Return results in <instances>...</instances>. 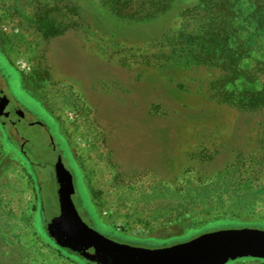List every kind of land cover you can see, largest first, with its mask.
<instances>
[{
	"label": "rangeland",
	"instance_id": "rangeland-1",
	"mask_svg": "<svg viewBox=\"0 0 264 264\" xmlns=\"http://www.w3.org/2000/svg\"><path fill=\"white\" fill-rule=\"evenodd\" d=\"M215 1L204 12L201 0H0L2 88L50 131L5 113L7 128L0 117V264H83L38 229L40 192L47 220L59 214L52 146L74 177L83 221L112 239L169 248L212 222L205 233L264 226V108L233 99L260 88L264 32H254L247 5L235 20L250 56L242 74L200 63L214 51L198 44L215 26ZM191 47L202 52L189 67ZM111 245L121 264H161Z\"/></svg>",
	"mask_w": 264,
	"mask_h": 264
},
{
	"label": "water",
	"instance_id": "water-1",
	"mask_svg": "<svg viewBox=\"0 0 264 264\" xmlns=\"http://www.w3.org/2000/svg\"><path fill=\"white\" fill-rule=\"evenodd\" d=\"M30 123L46 129L38 121ZM56 181L61 216L44 222L48 235L62 246L79 252L91 264H121L112 253L111 242L89 228L79 216L72 198L76 194L74 177L62 161L56 169ZM144 252L161 264H225L243 257L264 259V231L223 230L172 248Z\"/></svg>",
	"mask_w": 264,
	"mask_h": 264
},
{
	"label": "trees",
	"instance_id": "trees-1",
	"mask_svg": "<svg viewBox=\"0 0 264 264\" xmlns=\"http://www.w3.org/2000/svg\"><path fill=\"white\" fill-rule=\"evenodd\" d=\"M212 0H201V4L198 6L201 11L208 12L206 7L209 2ZM249 2L251 5H249ZM248 5L250 9V15L247 17L254 28V32L263 31L264 32V0H216L213 8L209 10L211 19L213 24L215 25L211 32L204 31L202 36L193 39L196 41L198 38L200 40L198 46L203 48L204 43L213 42L211 46H213V55L211 58H207L205 60H201L200 63L208 64L211 66L220 67V69L224 72H229L232 76V79H236L237 76L242 74V70L240 66L245 65V60L250 56L248 55V49L244 48V42L239 40V35L241 28L236 26L235 20L239 18L242 13L245 12L244 7ZM51 29L49 30L52 35H57L63 32L60 28H54L53 25L49 26ZM202 37V38H201ZM209 37L206 41L205 38ZM202 49L197 50L194 47H191L187 50L186 54V65L187 66H196V64H192L196 60V58L201 56ZM195 53V54H193ZM258 75L256 76V80L260 82L259 90H243L233 99L235 101H239L242 98H246L248 100V109L249 111L257 112L264 108V63L261 68L255 70ZM254 72V73H255ZM253 70H251L250 75H252ZM254 77V76H253ZM223 102V101H221ZM234 103V102H233ZM235 106H238V102H235ZM7 127V126H6ZM8 128V127H7ZM7 142L14 147L15 140L8 138ZM31 162V172H33V177L35 176V163L30 159ZM39 199L41 201V209L40 215L37 217V225L38 229L41 231L42 235L47 239V241L56 248L60 253L66 255L73 259L80 260L83 264H91L86 261L80 254H76L72 250L67 247L62 246L56 239L55 242L47 237L44 232V222L47 220L46 217V209L44 205V200L42 199V192L39 193ZM85 204V201H83ZM86 203L89 210L92 213H95L94 208L90 207L89 202L86 200ZM219 221V220H218ZM217 222V221H215ZM221 222V221H220ZM229 226H232V230H236L238 228L246 229V226L228 222ZM214 222L202 229V234L205 233V229H213ZM264 229V226L261 224H256L249 229ZM111 233L114 235V230H111ZM119 241H123L124 243H129L131 245H138L148 249H158L163 246L160 244L161 242L150 239H136L130 238L123 235L116 237ZM179 240V239H178ZM177 241V240H175ZM171 243V242H170ZM166 243H164V247Z\"/></svg>",
	"mask_w": 264,
	"mask_h": 264
},
{
	"label": "flooded vegetation",
	"instance_id": "flooded-vegetation-1",
	"mask_svg": "<svg viewBox=\"0 0 264 264\" xmlns=\"http://www.w3.org/2000/svg\"><path fill=\"white\" fill-rule=\"evenodd\" d=\"M14 99H12V98H10V96H8L6 93H5V91L3 90V88H2V85H1V81H0V117H1V119H2V122H4L6 125H7V127L9 128H11L12 127V125L13 124H11L10 123V121H8V120H6V119H4V114L5 113H7V114H9L10 116H15V117H17V116H19V117H21V122L22 123H24V124H26V125H29V126H32V124L30 123V118L28 117V115H30V114H28V112H27V110H25L24 108H22V107H20V106H18V107H15V102L13 101ZM3 116V117H2ZM35 120L36 121H38V122H40V125H44L45 127H46V129H45V131L47 132V134L48 133H50V131H49V129H48V127H47V125H46V123L43 121V120H41V119H39L37 116H35ZM52 148H53V150L56 152V153H58L57 155H58V159H59V161H62L63 162V156H61V154H59L60 152H58V148H54L53 146H52ZM63 164H64V162H63ZM65 165V164H64ZM58 167V166H57ZM57 167H56V169H57ZM66 167V166H65ZM67 169V168H66ZM68 170V169H67ZM69 171V170H68ZM54 174H55V187H56V194H57V181H56V170L54 171ZM75 184V183H74ZM75 189H76V186H75ZM76 194H77V189H76ZM75 194V195H76ZM74 195V196H75ZM74 196L72 197V198H74ZM57 198H58V194H57ZM73 201H74V199H73ZM58 204H59V214L57 215V216H54V217H52V219H57V218H59L60 216H61V206H60V202H59V198H58ZM75 204V203H74ZM75 207H76V205H75ZM76 210H77V212H78V214H79V211H78V209H77V207H76ZM79 216H80V214H79ZM81 217V216H80ZM51 219V220H52ZM81 219H82V217H81ZM47 221H49V220H47ZM82 221H83V219H82ZM84 222V221H83ZM85 223V222H84ZM86 224V223H85ZM87 225V224H86ZM89 226V225H88ZM89 228H91V227H89ZM91 229H93V228H91ZM70 249V248H69ZM70 250H72L73 252H75L76 254L78 253L76 250H74V249H70ZM79 254V253H78Z\"/></svg>",
	"mask_w": 264,
	"mask_h": 264
},
{
	"label": "crops",
	"instance_id": "crops-1",
	"mask_svg": "<svg viewBox=\"0 0 264 264\" xmlns=\"http://www.w3.org/2000/svg\"><path fill=\"white\" fill-rule=\"evenodd\" d=\"M90 227V226H89ZM94 230V229H93ZM96 231V230H95ZM98 232V231H97ZM218 232V231H217ZM99 233V232H98ZM213 233V232H212ZM101 234V233H100ZM204 234H208V233H203V234H201L200 236H202V235H204ZM103 237H105L108 241H110V242H112V243H114V244H119V245H123V246H127L128 248H135L138 252H140V253H145L144 251H156V250H160V249H167L168 247H162V248H158V249H148V248H144V247H142V246H138V245H130V244H128V243H124V242H118V239H112V238H110V237H108V236H106V235H103V234H101ZM200 236H198V237H200ZM197 236L196 237H194V238H192L193 240L194 239H196V238H198ZM190 241H192V240H190ZM190 241H187V242H185V243H188V242H190ZM185 243H182V244H185ZM182 244H178V245H182ZM175 246H177V245H175ZM172 247H174V246H172ZM172 247H169V248H172ZM79 253V252H78ZM80 254V253H79Z\"/></svg>",
	"mask_w": 264,
	"mask_h": 264
}]
</instances>
